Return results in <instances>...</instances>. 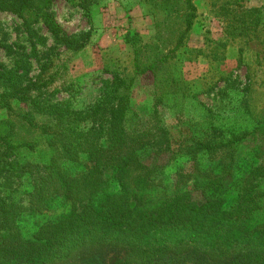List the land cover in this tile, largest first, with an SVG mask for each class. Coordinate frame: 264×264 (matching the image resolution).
<instances>
[{
    "label": "trees",
    "instance_id": "16d2710c",
    "mask_svg": "<svg viewBox=\"0 0 264 264\" xmlns=\"http://www.w3.org/2000/svg\"><path fill=\"white\" fill-rule=\"evenodd\" d=\"M53 1L0 0V9L18 14L28 24L44 16L49 29L57 32L58 26L46 12ZM69 1L88 9L84 0ZM169 1L164 0L168 12L174 7ZM247 1L213 2L219 11L215 14L234 36L258 31L262 8L247 6ZM184 3L192 10L184 17L190 28L196 18L201 21L196 11L202 3ZM184 37L182 34L168 54L159 52L142 62L133 38L128 40L135 47L134 74L153 71L157 99L162 102L181 95L171 88L179 77L167 66ZM60 65L45 64L37 80L30 79L27 85L12 70L11 77L10 72H0V105L11 111L16 99L28 106L21 118L8 117L2 123L11 130L20 126L23 131L40 133L42 137H33L29 148L41 144L42 153L37 157L44 160L30 158L26 152L21 158L19 149L27 145L25 138L21 141L18 136L0 134V264H109L111 253L115 255L112 264H264V138L252 148L256 162L237 175L235 168L240 170L241 164L236 149L231 148L239 140L236 136L219 141V127H202L198 134L184 137L179 153L174 152L160 116L133 114V79L127 82L115 74V80L105 85L103 96L83 109L74 108L69 101L54 103L33 96L34 89L55 95L73 87V82L60 74L65 64ZM50 66L57 68L54 73L49 72ZM58 74L64 81L54 87ZM221 80L234 85L228 74L220 76ZM205 109L209 114L213 105ZM39 116L54 122L46 119L39 124ZM259 125L264 137V118ZM149 146L169 151L172 158L207 154L216 165H195L198 175L179 169L176 190L159 201L147 202L151 188L162 182L157 169L138 154ZM218 157L221 160L215 161ZM108 168L116 169L117 190L108 189ZM190 178L194 189L201 187V198L194 196L193 188H180ZM23 184L29 185L23 195L12 196ZM231 188L236 197L227 206L225 193ZM55 201L68 204L67 212L25 226L28 216L44 212Z\"/></svg>",
    "mask_w": 264,
    "mask_h": 264
},
{
    "label": "rangeland",
    "instance_id": "374dc122",
    "mask_svg": "<svg viewBox=\"0 0 264 264\" xmlns=\"http://www.w3.org/2000/svg\"><path fill=\"white\" fill-rule=\"evenodd\" d=\"M200 1L202 4L196 5V14L201 21L196 22V18L190 28L184 17L192 10L184 0H170L174 7L169 5V12L164 0H84L88 9L69 0H54L46 12L58 26L57 32L49 29L44 16L28 24L18 14L0 9V72H10L9 77L13 72L21 75L27 85L30 79L37 80L45 64L54 62L61 64L60 67L65 64L60 74L67 82H73L69 91L52 95L47 90L34 89L32 94L54 103L69 101L76 109L97 102L103 96L105 85L115 80V74L127 82L133 79L130 88L133 114L160 116L161 124L169 132L174 152L179 153V144L184 137L198 134L202 127L217 126L220 132L217 140L225 142L235 136L239 139L231 148L236 149L235 156L240 162L238 165L241 164V169L237 170L236 166L235 172L241 175L249 169L251 162H256L252 148L264 138L260 132L262 124L259 125L264 118V8L256 33L234 36L215 14L218 8L213 4L214 0ZM259 1L248 0L246 5L254 6ZM182 34L185 36L183 44L170 55L167 66L173 75L179 77L177 85L171 88L179 90L181 95L170 99L165 97L166 101L162 102L157 99L153 71L134 74L135 47L128 40L133 38L139 51V62H142L159 52L168 54L179 44ZM56 69L50 66L49 72L54 73ZM227 74L234 80L233 86L226 85L224 80L218 81L220 76ZM57 77L54 87L64 81L59 74ZM12 104L15 108L11 111L0 105V134L18 136L21 141L25 138L27 145L19 149L21 158L24 152L30 158L41 155V144L29 148L34 138L42 137L40 133L33 132V129L23 131L20 126L16 131L11 130L9 125L2 123L8 117L17 119L21 118L22 112H28L25 103L14 99ZM212 105L213 110L208 114L205 108ZM39 117V124L46 119L54 122L49 117ZM159 148L149 146L138 151L143 162L155 167L162 179L161 184L147 194V202L148 199L159 201L176 190L175 175L179 169L198 175L195 165L200 168L216 165L211 164L214 161H210L207 154L199 153L196 158L178 154L172 158L169 151H160ZM36 160L44 162L42 158ZM219 160L221 157L215 161ZM115 170L108 168L105 171L108 189H119L118 181L113 179ZM193 182L190 178L180 188H193L194 196L201 198V187L194 189ZM27 188L28 184L19 186V191H14L12 196L21 197ZM225 196L229 206L235 200L236 192L231 188ZM55 202L44 212L28 216L25 226L30 228L35 220L54 218L67 212L68 204ZM114 256L113 253L109 255V264Z\"/></svg>",
    "mask_w": 264,
    "mask_h": 264
},
{
    "label": "crops",
    "instance_id": "0c3cea01",
    "mask_svg": "<svg viewBox=\"0 0 264 264\" xmlns=\"http://www.w3.org/2000/svg\"><path fill=\"white\" fill-rule=\"evenodd\" d=\"M251 6H253V5H251ZM253 7H261L263 9L264 8V0H260L258 2V4H254Z\"/></svg>",
    "mask_w": 264,
    "mask_h": 264
}]
</instances>
